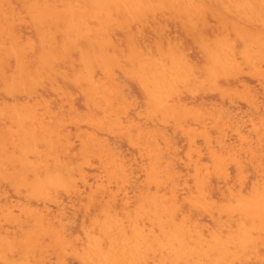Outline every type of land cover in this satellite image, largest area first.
Listing matches in <instances>:
<instances>
[{"label": "rangeland", "instance_id": "rangeland-1", "mask_svg": "<svg viewBox=\"0 0 264 264\" xmlns=\"http://www.w3.org/2000/svg\"><path fill=\"white\" fill-rule=\"evenodd\" d=\"M0 264H264V0H0Z\"/></svg>", "mask_w": 264, "mask_h": 264}]
</instances>
